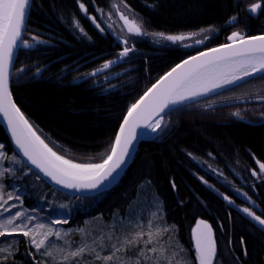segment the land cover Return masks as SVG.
<instances>
[{
  "label": "trees",
  "instance_id": "1",
  "mask_svg": "<svg viewBox=\"0 0 264 264\" xmlns=\"http://www.w3.org/2000/svg\"><path fill=\"white\" fill-rule=\"evenodd\" d=\"M123 1L136 13L145 33L177 34L212 28L206 47L225 41L232 26L244 35L264 32V10L251 14L240 0ZM80 2L89 14L95 13L93 4L106 10L111 5L109 0H32L27 25L50 29L59 36L47 47L48 66L39 74L31 69L21 80L12 76V93L57 153L78 163H95L109 153L128 108L152 81L190 50L137 37L131 56L135 65L123 75L122 83L103 88L90 78L76 77L115 57L122 49L110 32L99 30L79 10ZM234 16L235 24L229 21ZM74 21L81 25L82 34L76 32ZM35 50L21 48L15 65L27 59L26 53H34L33 57L42 62L41 52ZM261 78L264 75L247 82ZM224 101L213 107L192 101L167 112L166 117L172 118L153 139L140 143L133 160L112 187L82 196L53 187L33 171L14 150L0 124V144L6 158L12 160L11 176L4 188L22 190L23 204L44 215L51 217L61 207L69 210L71 216L63 217L67 216L71 225L74 220L82 222L94 216L113 217L127 229L136 216L138 222H162L161 229L168 231L160 239L172 235L173 248L186 255L181 260L183 264H196L192 231L201 219L212 228L214 264H264V229L225 200L222 192L241 201L205 171L211 164L224 174L234 171L245 177L259 170L257 161L264 162V119L232 116ZM23 167L28 175L23 174ZM204 177L222 192L205 183ZM246 185H252L249 195L258 203L264 218V179L257 181L251 176ZM12 237L14 248L0 264H34L28 238L21 234Z\"/></svg>",
  "mask_w": 264,
  "mask_h": 264
},
{
  "label": "snow or ice",
  "instance_id": "2",
  "mask_svg": "<svg viewBox=\"0 0 264 264\" xmlns=\"http://www.w3.org/2000/svg\"><path fill=\"white\" fill-rule=\"evenodd\" d=\"M30 5L31 0H0V113L7 121L12 138L23 156L32 165L40 169L45 176L66 188H96L125 162L130 147L137 138V128L151 129L152 132L162 128L163 117L161 114L169 109L170 105H180L186 100L202 96L223 85L232 84L242 77L264 72V35L245 36L242 33L233 32L227 37L231 43L210 49L208 52H202L199 56L191 57L182 64H177L171 71L160 77L155 84H152L128 108L111 149L102 162L76 163L72 159L65 158L64 155L57 154L36 135L29 122L13 103L8 90L11 61L15 48L22 40ZM81 8H84L83 4H81ZM247 10L251 14H256L258 10H264V3L258 0L257 3L249 5ZM120 19L123 20L128 33L142 34L143 30L135 20H130L125 15H121ZM236 19L237 17H232V21ZM154 35L162 40L172 42L189 38L185 35H165L164 33H155ZM207 38V36L204 37V39ZM36 39L37 37L33 36V40ZM195 42L199 44L202 41L196 40ZM23 43L25 47L30 46L27 41ZM124 43L127 44L128 41H124ZM130 51L132 49L125 47L119 56L126 57ZM112 63L115 61L106 62L102 69H98L90 75L95 76L97 72L109 68ZM39 71L38 68L37 72ZM0 148H3V145H0ZM3 156L4 153L0 152V157ZM257 163L260 173H264V162L257 161ZM253 175L255 176L257 173L253 171ZM13 198V194L8 195V200ZM15 199L18 200L19 197L16 196ZM224 199L228 200L229 198L225 196ZM5 204L7 201L0 197V208L10 213L9 218L0 221V236L22 233L23 236L30 238V243L37 251L45 247L49 237L61 238L59 231H53L43 223L36 224L34 228L28 227L27 224L14 223L18 218L23 217L24 213L16 211L11 214V208L16 207V205L4 207ZM242 211L257 221L259 225L264 226V219L255 215L249 208L245 207ZM25 219L31 220L32 218L25 217ZM61 222L55 221V223ZM9 227L11 230L7 231ZM79 231L83 232L84 230L80 229ZM167 231V228L153 230L151 223H149L147 232L139 231L133 233L131 237L126 235L123 239L117 237V242L111 245L109 254L103 256L100 251L107 247L103 242V237H100V250L82 241L75 250L70 249L65 252L60 249L59 251L62 253L63 261L91 255L93 257L92 264L95 261H101L102 264H142V260H152L154 264H183L178 259V253H168L167 249L154 246L159 243L160 237ZM193 237L198 264H214L216 245L210 225L204 221H198L193 229ZM112 239L113 236L108 237L109 243ZM129 248L136 249L134 260L127 255ZM4 251L6 249H0V252ZM148 253L154 255L149 256ZM42 254L49 257L53 256L52 251H45Z\"/></svg>",
  "mask_w": 264,
  "mask_h": 264
},
{
  "label": "rangeland",
  "instance_id": "3",
  "mask_svg": "<svg viewBox=\"0 0 264 264\" xmlns=\"http://www.w3.org/2000/svg\"><path fill=\"white\" fill-rule=\"evenodd\" d=\"M109 1L111 3L109 10L104 9V6H98L97 4H93L92 9H94L95 11L94 14H89L88 8L84 4L81 2L78 3L79 10L84 15L86 14L90 18V21L95 26L99 25L98 27L99 30L103 32L105 30L110 32L111 35L114 36L122 45V49L117 53L115 57H112L102 63H99L98 67L94 69L88 70L87 72L78 73V75L76 76L79 78H90L92 79V83H95L103 88L114 87L115 85L122 83L124 79L123 75L127 72V70L131 66L135 65L134 64L135 62L131 60V56L135 52L133 41L137 37H147L153 43L156 44H161V45L174 44L190 50L193 48L201 47L204 44H206L210 38V35L214 32L212 28L205 27L198 30L181 32L177 34L164 33L165 35H185V36H189V38L177 42L162 40L154 34L163 33V32L145 33L138 16L125 1L123 0H109ZM240 1L242 4L245 5L246 9L249 5L258 2V0H240ZM259 2H261V0H259ZM81 4L84 5L83 9L81 8ZM121 15H125L130 20H135L138 24H140L143 30L142 34L135 35L128 33L123 20L120 19ZM229 21L235 24V21H232V18ZM73 27L77 29L76 31L77 33L82 34L84 32L78 21L73 22ZM233 32L242 33L243 31L240 30L239 28H235L234 26H232L230 29V35ZM190 34H195V35H190ZM33 36L37 37V39L33 40ZM58 36L59 35L57 33H55L54 31L52 32L50 29L37 28L31 25H27L26 23L22 41L20 43V49L22 48L27 51L36 49L37 51L35 50V52H41L42 62L37 60L38 58L33 57L34 53L33 54L26 53L27 59L21 60L17 66L14 64L12 76H14V78H16L17 80H21L22 78H24L25 74L31 69L32 70L36 69L33 73L39 74L42 68H46L48 66V62H46L47 56H45L47 55L46 53L48 51L47 47L53 44L54 40L58 39L57 38ZM205 36H207L208 38L204 39ZM196 40H201L202 42L197 44L195 42ZM24 41H27L30 46L25 47L23 43ZM124 41H128V43L125 44ZM125 47L132 49V51H130L126 57H120L119 53ZM110 61H115V63L110 64L109 68L97 72L95 76L90 75L91 73L96 72L98 69H102L103 65L106 62H110ZM27 62L29 63L28 65L25 64ZM38 68L40 69L39 72H37ZM203 99L204 98L196 101H198L201 104H207L208 106L213 107V106L221 105L222 104L221 102L224 100H228L227 102L224 101V103L228 104L227 109L229 110L232 116L241 117V118L264 119V78H261L257 81L247 82L243 85L239 84L237 86L225 89L221 92L212 94L209 96V98H205L204 100ZM234 114H238V115H234ZM171 118L172 116H167V117L166 115L163 116V126L160 131L163 130V128L166 126L167 122ZM0 152L4 153V156L0 157V173H2V175H0V197H2L3 200L7 201V204H5L4 207H10L11 205H16V207L11 208V214H14L16 211H21L22 213H24V216L18 218L14 223L27 224L28 227L30 228H34L36 224L43 223L46 225V227H50L53 231H59L61 233V238H57L55 236L49 237V241L46 242L45 247L42 248L40 251H37V249L30 243L29 237L24 236V238H28L29 240L31 255L34 264H77V261L78 264H92L93 257L91 255H85L83 257L76 258L75 260L70 259L69 261H63L62 253L59 250L63 249L65 252H67L70 249L75 250L76 247L80 246L82 241L86 242L90 246L97 247V249L100 250L99 249V245L101 243L100 237H103L104 238L103 242L107 245V247H105L103 250L100 251V254L103 256L109 254L111 245L117 242L116 239L117 237L123 239L126 235L128 237H131L133 233L139 231H145V232L148 231V226L150 222L147 223L138 222L139 220L138 216L134 217V223L132 224L130 229H127L124 223L119 221L117 222L113 217L109 219H105L103 216L90 217L88 219L83 220L82 222H79L78 220H74L73 224L71 225L67 216L63 217L66 214H70L71 216V213L69 212V210H66L63 207L55 210V212L52 213L50 217L48 215H44L40 213L36 209H32L25 206L23 204L22 190H20L17 187L8 190H5L4 188V184L6 185L7 178L11 176L12 160L10 158L9 159L6 158V154L3 148H0ZM22 171L24 175H28V170H26V167H23ZM205 171L207 175L217 178V180L221 184H223L226 187V189H229L232 193H235L241 199V201H236L232 196L226 194L225 192H222L216 186L215 183L211 182L207 177H204L211 184L205 180L203 181L207 183L209 186H215L220 192H222L224 197L227 196L229 198L227 200L229 203L236 205L241 211L243 208L247 207L251 211H253L255 215L260 216L262 219H264L259 214L260 208L258 203L249 195V191L251 190L252 185L250 188H248L246 185V183L248 182L251 176L254 177L257 181L260 179H264L263 176L264 173H260V170H258L256 171L257 175L254 176L253 172L251 171L250 176L247 174V176L245 177L241 176L240 174L234 171L232 173L224 174L221 171L212 167L211 164L205 167ZM33 189L35 192L39 191V188L36 185H33ZM9 194H13L14 198L8 200ZM16 196L19 197L18 200L15 199ZM9 216H10L9 212H5L3 211V208H0V221L9 218ZM25 217H31L32 219L28 220L25 219ZM57 220L62 222L55 223V221ZM198 221H204V220L198 219L196 221L194 228L196 227ZM151 225L153 227V230H155L156 228H161L162 222L151 223ZM261 227L264 229V226ZM80 229H83L84 231L81 232L79 231ZM10 230L11 229L9 227L7 231ZM14 234L23 235L22 233L19 232ZM12 235L0 236V249H6V251L0 252V260L6 258L14 248V244L12 241L15 238H13ZM109 236H113L111 243H109L108 241ZM171 236L172 235L166 236L163 239V241L160 239L159 243L155 244L154 246L157 248L163 247L164 249H167L168 253H178V250L174 249L172 246ZM192 239H193V248H194V262L198 264V260L196 258L195 239L193 237V231H192ZM93 241H95V244H93ZM45 251H52L53 256L49 257L47 255H43L42 253ZM121 255H124V253H121ZM127 255L134 260L136 258V249L129 248ZM148 255L153 256L154 254L148 253ZM185 258L186 255L183 251L178 253L179 260H185ZM94 264H102V262L95 261ZM142 264H154V262L152 260H147V261L142 260Z\"/></svg>",
  "mask_w": 264,
  "mask_h": 264
},
{
  "label": "water",
  "instance_id": "4",
  "mask_svg": "<svg viewBox=\"0 0 264 264\" xmlns=\"http://www.w3.org/2000/svg\"><path fill=\"white\" fill-rule=\"evenodd\" d=\"M31 3H32V0H31ZM31 7V5H30ZM30 11V9H29ZM29 15V14H28ZM28 18V17H27ZM26 23H27V20H26ZM26 23H25V26H26ZM24 33V32H23ZM259 35H264V32L262 33H255V34H247L245 36H259ZM23 37V35H22ZM22 41V40H21ZM21 41L18 43V46L15 48L14 50V54H13V58H12V61H11V65H10V76H9V87H8V90L11 94V97H12V101L13 103L16 105V107L20 110V113L24 116V118L29 122V125L32 127V130L36 133V135H38L42 140H44V142L46 144L47 141H45V139L40 135V133L36 130L34 124L29 120V118L25 115V113L21 110V108L18 106V104L16 103V100L14 98V95L12 93V81H11V78H12V71L14 69V64H15V61H16V58H17V54H18V51L20 49V43ZM228 43H231V41H226L224 43H220V44H216V45H212V46H208L206 47L205 45H203L204 47H197V48H193V49H190V54H188L187 56H185L184 58L180 59L179 61H177L176 63H174L168 70H166L163 74H161L157 79H155L148 88H150L152 86V84H155L157 80L160 79V77L164 76L166 73H168L169 71H171L172 68H174L177 64H182L185 60H189L191 57H196V56H199L200 53L202 52H208L210 49H214V48H218L220 47L221 45H224V44H228ZM264 75V72H257V73H254L253 75L251 76H247V77H242L240 80H237L235 81L234 83L232 84H227V85H223L222 87L220 88H216L214 90H212L211 92H208L202 96H198V97H195L193 99H190V100H186L184 101L182 104L180 105H170L169 109H166L164 113L161 114V116L163 117L167 112L173 110L174 108H177L181 105H184V104H187L189 102H192V101H196V100H199V99H202L204 97H207V96H210L212 94H215V93H218V92H221L225 89H228V88H231V87H234V86H237L239 84H243L245 82H247L248 80L250 79H253V78H256V77H259V76H263ZM147 88V89H148ZM147 89L144 91L146 92ZM144 92L140 95V97L144 94ZM139 97V98H140ZM138 98V99H139ZM137 99V100H138ZM136 100V101H137ZM135 101V102H136ZM134 102V103H135ZM127 114V112L125 113V115ZM124 115V116H125ZM124 120V117L123 119L121 120L119 126H118V129H117V132L119 131V128H120V125L121 123L123 122ZM0 124L1 126L3 127L4 131L6 132L14 150L17 152V154L25 161V163L33 170L35 171L40 177H42L43 179H45L46 182H48L50 185H52L53 187L65 192V193H68V194H71V195H76V196H82V195H90V194H96V193H99V192H103L107 189H109L110 187H112L119 179L120 177L123 175L124 171L127 169V167L129 166V164L131 163V161L133 160L134 158V155L140 145V143L144 140H150V139H153L157 133L161 130V129H158L156 132H152L151 129H146V128H143V127H139L137 128V138L133 141V144L132 146L130 147V151H129V154L126 156L125 158V162L121 165L120 168H118L111 176L107 177L105 180H103L96 188L94 189H88V188H80V189H75V188H66L64 187L63 185H60V184H56L55 181H53L50 177L48 176H45L43 172L40 171V169L36 168L34 165L31 164L30 161L27 160L26 157L23 156V153L20 152V150L17 148L16 144H15V141L13 140L12 138V134H11V131L10 129L8 128V125H7V121L4 119L3 117V114L0 113ZM162 126H163V120H162ZM116 132V134H117ZM115 134V136H116ZM115 140V138H114ZM114 142V141H113ZM49 147H51L49 144H48ZM52 148V147H51ZM53 149V148H52ZM53 151H55L53 149ZM59 154V153H57ZM60 155V154H59ZM75 162V161H74ZM102 162V161H100ZM100 162H95V163H100ZM78 163V162H76ZM257 222V221H256ZM258 223V222H257Z\"/></svg>",
  "mask_w": 264,
  "mask_h": 264
},
{
  "label": "bare ground",
  "instance_id": "5",
  "mask_svg": "<svg viewBox=\"0 0 264 264\" xmlns=\"http://www.w3.org/2000/svg\"><path fill=\"white\" fill-rule=\"evenodd\" d=\"M226 41H228V39L226 38V40L225 41H223V42H221V43H224V42H226Z\"/></svg>",
  "mask_w": 264,
  "mask_h": 264
}]
</instances>
